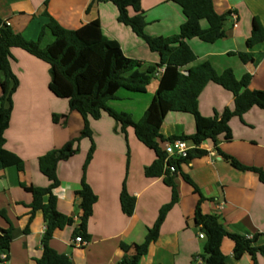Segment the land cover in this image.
Here are the masks:
<instances>
[{"label": "crops", "instance_id": "crops-1", "mask_svg": "<svg viewBox=\"0 0 264 264\" xmlns=\"http://www.w3.org/2000/svg\"><path fill=\"white\" fill-rule=\"evenodd\" d=\"M213 4L217 13L235 11L238 24L234 26L229 17L225 36L214 43L189 39L187 42L196 54V60L190 65L209 61L218 73L231 68L237 79L250 74L247 87L263 90L264 40L251 47L246 45V40L251 35L255 16L264 27V0H213ZM141 8L147 22L145 30L152 36L176 34L185 21L180 6L172 0H141ZM0 18L27 40H38L43 30L42 47L54 40L46 27L51 19L67 29L98 20L103 33L117 40L126 56L142 62L141 71L159 62V54L151 51L129 26L118 21V10L108 0H0ZM239 52L250 53L253 60L243 62ZM11 54V68L19 84L13 94L9 126L4 132L5 148L24 161V168L18 171L15 165L3 166L0 161V210L6 211L14 227L8 258L0 264H38L36 259L43 253L41 238L46 223L41 210L31 211L32 195L21 183L47 186L48 179L38 168V157L78 137L84 121L80 113L69 110L66 99L56 97L49 90L46 62L18 47L12 48ZM163 70V67L157 69L144 92L120 88L108 105L131 114L138 121L153 99ZM232 103L231 92L213 82L204 87L198 98L199 112L204 117L222 116ZM53 114L67 117L54 122ZM229 124L231 140L219 136L215 143L207 139L199 145L207 154L180 164L174 174L178 202L167 213L158 239L150 244L139 264H200L196 257H202L205 239L198 237L193 219L199 194L184 180L182 173L189 175L204 196L200 205L202 213L217 215L230 232L257 235L255 246L264 244V183L256 173L232 167L217 150L243 164L264 168V108L254 106L241 118L232 117ZM90 127L96 147L85 177L97 201L86 224L85 234L89 238L80 235L85 241L82 244L74 240L79 236L81 222V198L77 191L90 147V140L83 138L79 151L57 166L59 186L54 190L57 208L72 217L73 223L56 228L50 246L66 254L72 264H120L124 255L120 243L139 244L145 240L159 209L169 202L171 189L163 176L145 175V168L156 155L137 139L133 128L126 129L125 137L106 112L97 120L91 119ZM194 132L193 115L178 111H169L160 128L164 138ZM124 184L135 198L130 215L123 212L120 203ZM6 227L8 222L0 216V228ZM233 248L234 241L223 238L220 249L226 256L225 264H264L261 253L255 258L248 253L234 258Z\"/></svg>", "mask_w": 264, "mask_h": 264}, {"label": "trees", "instance_id": "trees-1", "mask_svg": "<svg viewBox=\"0 0 264 264\" xmlns=\"http://www.w3.org/2000/svg\"><path fill=\"white\" fill-rule=\"evenodd\" d=\"M108 1L116 6L118 21L129 26L145 41L151 51L159 54L157 64L150 65L147 70L141 71L142 62L126 56L118 41L103 33L98 20L82 24L77 29H67L51 19L46 27L52 32L54 40L42 47L40 42L43 30L38 40H27L0 18V161L2 165H15L18 171L24 168V161L5 148L4 132L9 126L13 94L19 84L11 68L12 48H22L49 65V90L56 97L66 99L69 110L80 113L84 121V127L78 137L38 157V168L47 177L49 182L47 186H27L21 183V186L32 195L29 205L31 211L41 210L46 223V229L41 238L43 253L36 259L38 264H72L66 254L59 253L50 246L54 230L73 223L72 217L58 210L54 190L59 186L58 163L76 154L79 151V142L83 138L90 140V147L82 166L81 187L77 191L81 198V222L77 233L86 239L89 238V235L85 234L86 224L92 214L93 205L97 201V195L85 177L87 166L96 147L90 127L91 119L97 120L103 112H106L119 125V131L125 137L126 129L133 128L137 139L156 155L154 161L145 168V175L150 178L163 176L164 183L171 189L169 202L159 209L156 220L148 228L145 240L139 244L120 243L124 251L120 264H139L150 244L158 239L167 213L178 202L174 174L171 175L163 170L165 158L163 142L181 138L198 145L197 148L190 150L186 159L174 161L178 171L182 162L207 154L205 149L199 147L205 140L212 139L217 143L216 138L219 136L226 141L231 140L232 131L229 122L232 117L241 118L254 106L264 108V89L252 90L247 87L250 74H244L237 79L231 68L218 73L209 61L190 65L196 60V54L187 41L198 38L207 43H214L223 38L226 34V23L230 11L217 13L213 0H172L180 6L185 21L176 34L152 36L145 30L147 22L141 8V0ZM130 10L133 14H130ZM263 40L264 27L260 19L255 16L246 45L251 47ZM238 55L243 62L253 60L248 52H239ZM159 67H163L164 70L158 87L152 101L138 121H134L131 114L117 111L108 105V101L115 97L120 88L144 92ZM209 82L222 86L233 95L232 106L228 107L222 116L204 117L199 112L198 98ZM169 111L192 114L195 120V132L191 135L164 138L160 128ZM66 117L65 114L52 115L54 122L59 119L65 120ZM217 150L232 167L242 171H252L257 174L259 181L264 183V168L243 164L235 157L220 149ZM182 176L194 187V192L199 194L193 219L196 229L204 232L206 236L202 253L204 264H225L226 256L220 249L225 237L234 241L233 256L236 259L244 253H248L252 258H255L257 253L264 255V244L253 245L257 235L248 238L246 235L230 232L217 215L202 213L200 205L204 196L189 175L182 173ZM45 196L47 201H44ZM120 203L124 213L132 214L135 198L128 193L125 184L120 193ZM0 216L8 222V227L0 228L1 255L3 252L7 254L9 252L14 227L5 210H0ZM0 262H3L1 258Z\"/></svg>", "mask_w": 264, "mask_h": 264}, {"label": "built area", "instance_id": "built-area-1", "mask_svg": "<svg viewBox=\"0 0 264 264\" xmlns=\"http://www.w3.org/2000/svg\"><path fill=\"white\" fill-rule=\"evenodd\" d=\"M229 17L233 21V25L236 26L238 24V15L235 11L230 10ZM163 150L165 152V158L163 162V170L164 172H169V174H175L177 171L176 164L174 163L175 160L179 159H186L189 156V152L192 149H195L198 147V145L194 144L192 141L184 140L181 138H176L173 140H167L163 142ZM264 235V234H263ZM198 237L200 239H205V234L202 231H198ZM248 238H252L253 235H248ZM76 243H85L84 240H82V237L79 235L75 237ZM8 254L3 252L0 255V258L3 262L6 261ZM197 260L202 264L204 262L203 257L197 256Z\"/></svg>", "mask_w": 264, "mask_h": 264}]
</instances>
